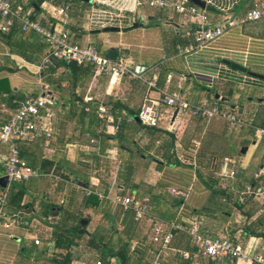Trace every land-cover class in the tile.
Returning a JSON list of instances; mask_svg holds the SVG:
<instances>
[{
  "label": "crops",
  "instance_id": "1",
  "mask_svg": "<svg viewBox=\"0 0 264 264\" xmlns=\"http://www.w3.org/2000/svg\"><path fill=\"white\" fill-rule=\"evenodd\" d=\"M133 1L10 3L14 11L45 28L67 32L82 47L143 64L149 68L145 79L156 76L161 90L194 105L229 112L242 124L207 120L163 105L157 127L143 126L135 114L146 97L159 98L144 82L93 74L90 65H81L90 68L88 75L73 76L64 66L43 63L49 48L39 35L20 31L18 24L0 32V88L7 81L12 91H0V124L27 97L43 91L53 101L51 115L41 121L51 133L48 144L38 133L16 141L21 158L43 176L0 184V191L7 188L5 214L16 221L8 229L0 227V264H55L54 239L46 240L55 228L78 229L81 237L72 247L71 264H153L157 258L161 264H257L202 255L192 238L177 230L164 250L152 240L150 217L186 227L196 223L204 237L240 242L249 254L258 252L264 258V198L237 200L238 191L254 185V173L264 168V136L258 133L264 129V20L237 22L255 5L264 6V0H203L206 7L200 9L209 25L226 31L188 55L180 49L193 45L196 18L185 20L169 7L134 8ZM126 3L134 10H121ZM110 16L121 18L111 26L118 32L102 27ZM100 106L106 114L98 112ZM100 117L109 122L102 124ZM199 136L225 141L231 153L214 152L213 141L198 155H188L190 147L197 148L192 143L197 144ZM237 142L242 143L240 149ZM213 152L225 162L224 175L217 174L221 179L192 166L193 158L214 157ZM7 156V147L0 144V179L6 177ZM175 162L189 167L170 164ZM235 165L236 171L229 167ZM185 182L189 186L181 188ZM172 188L187 197L172 195ZM87 190L92 193L86 195ZM128 195L148 199L146 218L136 220L133 211L111 202Z\"/></svg>",
  "mask_w": 264,
  "mask_h": 264
},
{
  "label": "built area",
  "instance_id": "2",
  "mask_svg": "<svg viewBox=\"0 0 264 264\" xmlns=\"http://www.w3.org/2000/svg\"><path fill=\"white\" fill-rule=\"evenodd\" d=\"M134 8L147 6L154 9L172 8L183 19L196 18V26L192 29L193 45H189L180 49L183 55L191 54L193 51L203 49L208 45L219 40L226 29L222 26H210L202 10L195 5L189 3L188 0H134ZM134 8L126 3L121 10L133 11ZM62 14L63 10H58ZM0 32H9L15 24H18L20 31L33 32L39 35L47 44L49 50L43 59V63H50L52 57L62 60L66 64L75 63L77 65H90L94 68L96 74L102 76H125L129 79L144 82L147 90L156 91L159 94L158 99L146 97L140 106L136 115L138 122L147 127H157L161 119V107L167 105L174 108L180 113H190L195 117L210 120L212 118L225 119L233 124H242V122L233 114L224 112L217 107H205L191 104L180 96L171 95L161 90L157 84V77L154 76L150 81L145 79V75L149 72V68L143 64L129 63L123 59L110 60L99 53L95 47L80 46L71 41L70 36L63 30H50L45 28L39 22L30 19L26 14H20L12 9L10 0H0ZM106 25L102 27H111L113 23H120L121 18L118 16H110L107 18ZM264 20V6L255 5L247 15L238 21L242 24L247 21ZM234 23H228L233 26ZM171 78V75H168ZM52 99L41 91L37 97L25 98L16 110L8 117V119L0 124V144L5 145L8 150L6 161L5 176L9 182L11 181H27L31 178L43 176L36 170L31 168L19 154L17 140L30 138L33 134H41L45 139L46 145L51 138V133L46 127H41L42 118L51 115ZM100 114H106L107 109L104 106L98 108ZM128 122L133 121V117H127ZM122 119H118L120 124ZM258 131V130H257ZM260 136H264V129L258 131ZM55 178V176H54ZM254 185H246L238 191L237 200L244 203L249 198H264V168L254 173ZM90 190L86 191V195H90ZM171 194L186 198L183 191L171 189ZM100 199L103 196L99 195ZM7 199V188L0 191V227L8 229L15 225L13 218H7L5 214V204ZM113 204L120 205L124 210H131L136 220L146 218L148 199H139L131 195L125 197L116 196L111 201ZM152 224V240L161 245L162 249H168L172 240L173 230L187 233L192 238V244L198 248V251L205 256L212 258H229L236 261H252L257 264H264V258L256 253L249 254L240 242H233L227 238H207L199 232L196 223L186 227L178 222H165L150 217ZM39 241H35L38 244ZM264 250V248H262ZM187 257V255H185ZM153 264H161V260H157Z\"/></svg>",
  "mask_w": 264,
  "mask_h": 264
},
{
  "label": "trees",
  "instance_id": "3",
  "mask_svg": "<svg viewBox=\"0 0 264 264\" xmlns=\"http://www.w3.org/2000/svg\"><path fill=\"white\" fill-rule=\"evenodd\" d=\"M140 27V25L138 26ZM127 29H125L126 31ZM23 56L25 58H28L26 54L23 53ZM50 66L53 68L61 67L64 66L66 69L70 71V73L73 76H78V75H88L89 74V69L90 68H84L81 65L78 66L75 63H70L66 64L64 62H60L59 65H56L53 61H51ZM3 81H0V83ZM5 87L0 88V91L3 93H11V89L9 88L8 82L4 81ZM137 115V114H135ZM99 122L102 124H107L109 121L105 117H100ZM173 166H188V164H185V162H175V163H170ZM78 229L74 230H62L61 228H55L52 232H49L50 235L48 236V239H54V251L55 252V258L53 261L55 264H71V250L72 247L76 245V239L80 238L81 236L78 235ZM98 248V247H97ZM106 249V246L104 247ZM123 253V252H122Z\"/></svg>",
  "mask_w": 264,
  "mask_h": 264
},
{
  "label": "rangeland",
  "instance_id": "4",
  "mask_svg": "<svg viewBox=\"0 0 264 264\" xmlns=\"http://www.w3.org/2000/svg\"><path fill=\"white\" fill-rule=\"evenodd\" d=\"M93 74H96V73L93 71ZM238 133H240V130L237 131L234 134L235 138L237 137V135H239ZM202 138H203L202 136L196 137V140H198L197 144L192 143V145H196L195 147H197V148H192V149H196V153L195 152H192V149L190 147L188 149V155H198L197 153L200 152V151H202L203 148H204V146H208V144L211 143V142H213V141H214V145L216 147V149L213 148V151L214 152L220 153V151L223 150L225 153H231V150L232 149L228 148V146L225 143V141H223L221 139H214V140H212L210 138L208 140L207 139L206 140H203ZM241 146H242V143L241 142H237L236 149H238V148L240 149ZM211 149H212V147H211ZM214 152H213L214 157H212V156L211 157H205L204 159H198V157L195 158V159L193 158V164H192V166L193 167H197L198 170L203 171V173H206V172H211V173L212 172H215L216 173V177H218L219 179H221V177L218 176L217 174H223L224 175V173H225L224 172L225 162L221 161L219 159V157H216L215 155H218V154H214ZM229 167H233V170L236 171V169H237L238 166L235 165V166H229ZM191 169H193V168H190V171H191L190 173H193L194 170H191ZM222 178H224V176ZM198 180H196L194 178V180H193L194 181V184L195 185L197 184L198 187H202L201 181H198ZM181 182L184 183L183 179H182ZM185 183H186L185 185L181 184V185H183V186H181V188H184L185 189V188H187L189 186V183H187V182H185Z\"/></svg>",
  "mask_w": 264,
  "mask_h": 264
},
{
  "label": "water",
  "instance_id": "5",
  "mask_svg": "<svg viewBox=\"0 0 264 264\" xmlns=\"http://www.w3.org/2000/svg\"><path fill=\"white\" fill-rule=\"evenodd\" d=\"M188 1L191 2L192 4L198 6V7L201 8V9H205V7H206V4H205V2H204L203 0H188ZM135 26H136V25H135ZM135 26H134V27H135ZM107 30H108L109 32H118V31H119V28L109 27ZM106 57H107V58H110V59H112V60L115 59V55H114V53H112V55H107ZM52 60H57V59H55V58L52 57ZM232 66H233L234 68L238 69V70L243 71V72L246 71L243 67H241V66H239V65H235V64H234V65H232ZM135 119H136V121L138 122V119H137V118H135ZM244 152H245V149H242V150H241V153H244ZM0 184H1L2 187H5L6 184H7V177H2V179H0ZM82 223H85V221L82 222Z\"/></svg>",
  "mask_w": 264,
  "mask_h": 264
}]
</instances>
